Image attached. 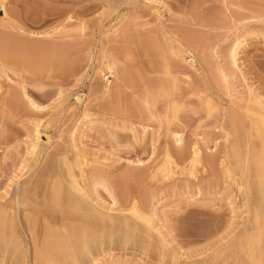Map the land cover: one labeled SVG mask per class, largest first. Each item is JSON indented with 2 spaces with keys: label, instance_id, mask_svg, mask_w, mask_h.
I'll return each instance as SVG.
<instances>
[{
  "label": "rangeland",
  "instance_id": "1",
  "mask_svg": "<svg viewBox=\"0 0 264 264\" xmlns=\"http://www.w3.org/2000/svg\"><path fill=\"white\" fill-rule=\"evenodd\" d=\"M125 1L127 3L123 0H4V15L0 0V224H10L11 221L6 228L5 224L4 227L0 225V264H47L54 257L56 260L61 257L56 262L53 259L56 264H65L66 261L76 264L73 262L76 255L80 256L78 262L81 264H92L91 257L95 259H91L95 262L93 264H251L247 254L253 252L248 249L253 238L249 243L247 239L251 235L248 233L256 227V216L263 214L257 220L264 223V205L260 203V210L258 203L263 200L258 198L257 186L264 178L263 181L262 177H259L261 180L256 179L257 172H260L256 167L259 164L257 161L256 176L253 172V161L259 158L262 161L264 157V135H259L256 122L252 125L256 118L264 116V0ZM86 6L89 9L95 7L89 11ZM83 10L85 12H80ZM67 15L74 21L66 26L68 21L64 18L67 19ZM194 22L197 23L195 26L192 25ZM60 25L66 28V33L71 29V35L61 32ZM20 26L26 32L17 30L16 27ZM6 31H9L10 37ZM27 31L40 32L37 34L49 31L45 34L51 37L54 33L55 36L52 40L42 36L45 38L43 42L41 37ZM13 32L19 34L13 35ZM12 35L15 37L12 38ZM16 36H19L18 39ZM6 37L9 40H5ZM153 37L158 41L157 48L154 47L156 40L153 41ZM63 44L66 49L63 47L65 50H60ZM19 45L27 46L26 49L30 45L33 49L37 47L35 51L41 53L40 57L31 48L27 50V55L33 51L35 56L30 55V59L33 61L37 57L34 62L38 58V62H42L48 57L51 59L46 62L52 65H46L44 61L45 68L41 62L37 66L39 68L42 64L43 69L32 68L31 60L28 62L29 57L25 56L26 49ZM235 46L237 63L234 65L229 53ZM11 48L13 52H19L17 61V53H8ZM40 48L44 49L38 51ZM51 49L56 52L51 53ZM57 50L60 51V58H65L62 62L57 61L58 64ZM43 52L47 55H42ZM21 55L25 62L27 59V66L22 65L24 60ZM63 61L64 65L60 66ZM167 85L168 89H173L172 94L168 93ZM15 98L18 104L14 103ZM28 98H32L39 108L32 107ZM174 107L177 112L171 110ZM234 122L242 124L236 126ZM232 126L235 129L242 126V129L234 132ZM179 136L182 152L176 143ZM195 142L197 147L194 150L191 146ZM260 151L263 153L256 158ZM248 152H254V158L251 156L254 160L250 157L245 160ZM193 158L197 160L192 162ZM75 160H80L82 166L73 165ZM250 164L251 169L248 167ZM57 170L59 173H56ZM66 171L71 174L70 178H66L69 177ZM44 174L49 176L44 177ZM45 178L51 181L48 183L46 180L48 186ZM72 179L75 183L72 182L71 187ZM53 180L57 184V180H62L61 186ZM243 180L244 183L248 180L246 188L242 185ZM62 184L67 190L63 188L64 191H59L70 192L72 198L84 197L85 193L87 203H94L93 209H97L103 217H99L98 213L95 216L94 212L92 219L83 220L79 208L64 197H57V193L53 195L57 197L56 201L63 198L67 208L62 200L59 201L61 206L54 204L53 196H50L53 201L49 198L44 200V196L49 195L46 194L48 191L54 192L62 188ZM17 185L20 190L23 189L22 193H29L27 198L31 195L29 201L35 197L33 199L37 200L38 208L35 201L27 202L37 209L38 216L36 209L30 207L35 212L28 211L29 205H26L28 208L14 206L12 198L15 199ZM35 186L43 189L39 192ZM248 186L251 193L247 194L250 196L245 193L246 189L249 191ZM48 187L53 188L52 191ZM81 189L83 194L79 191ZM44 190L47 192L42 193ZM252 191L253 195L256 191L258 196L251 195ZM41 194L46 195L42 197ZM40 195L42 198L38 199ZM254 198L257 202L253 201ZM20 199H23L22 195ZM45 202H50L53 208ZM5 205L7 209L11 207L12 214L8 217L13 221L9 219L6 222L8 217L5 215L10 212ZM72 205L78 209H71ZM248 205L258 206L256 209L249 206L252 209H248ZM65 208L75 212L72 211L71 216V210L66 211L67 214ZM132 209L138 211L135 214L139 219L142 217L141 220L136 219ZM254 210L260 214H253ZM22 218H28L27 222H23ZM80 221L84 226L86 223L93 225L85 226L84 231ZM99 223L105 225V228L102 226L103 231ZM121 223L129 224L125 226L127 230ZM130 223L135 226L133 233L130 232ZM258 223L262 225V222ZM112 225L114 227L111 228ZM244 228L251 230L245 233L250 236L243 235ZM5 229H11V234ZM80 230L84 234L90 230L89 236L85 234L84 238L94 234L95 239L99 238L96 241L100 242H95L94 237H90L94 242L86 239L90 240L87 242L90 250L81 247L83 255L81 251L76 253L75 249V246L82 245L80 241H84L80 239L83 236L79 234ZM98 230L112 237H103L102 240ZM12 233H16V238H12L16 241L8 245ZM52 233L62 239L56 240ZM252 233L255 236V232ZM6 234H10L7 235L9 238ZM65 236H70L71 243L67 238L70 246L65 245ZM74 237H79L77 241L80 243L75 240L78 245L73 244ZM49 238L55 239L51 246ZM261 238L256 241H261ZM262 239L260 245L257 246L260 242H256V246L251 244L254 248L250 246L256 251L259 247L258 253H264V235ZM58 240L63 241V244L60 243L62 249L70 247L67 251H72L74 247V259L70 256L73 263L67 260L70 252H64L68 255L64 256L60 251ZM54 241L59 247L55 248ZM43 243L44 247L41 246ZM52 247L56 253L58 249L61 256L53 253L55 250ZM8 248L13 249L11 253L14 251L13 262L7 259L13 256ZM40 248L44 251L46 248V251H38ZM85 251L91 252L85 254ZM38 252L46 253L41 255L43 259ZM47 255L49 261L44 260ZM259 256L261 259L264 254ZM261 260L263 262L264 258Z\"/></svg>",
  "mask_w": 264,
  "mask_h": 264
},
{
  "label": "bare ground",
  "instance_id": "2",
  "mask_svg": "<svg viewBox=\"0 0 264 264\" xmlns=\"http://www.w3.org/2000/svg\"><path fill=\"white\" fill-rule=\"evenodd\" d=\"M3 1H4V0H2V2H1V7H2L1 10L3 11V14L6 15ZM46 1H49V0H46ZM110 1H111V0H108V2H110ZM121 1H122V0H121ZM179 1H181V0H179ZM183 1H184V0H183ZM123 2H126V1L123 0ZM123 2H122V3H123ZM177 2H178V1H177ZM96 3H98V2H96ZM96 3H95V5H96ZM126 3H127V2H126ZM91 5H92V4H91ZM43 6H45V5H43ZM195 6H196V4H195ZM86 7L88 8V6H86ZM86 7H85V8H86ZM89 7H90V6H89ZM92 7H93V6H91L90 9L88 8L89 11L91 10ZM94 7H95V6H94ZM94 7H93V8H94ZM42 8H45V7H42ZM85 8H83V9H85ZM194 9H195V7H194ZM64 10H66V9H64ZM86 10H87V9H86ZM62 12H63V11H61L60 13H62ZM80 12H85V10L80 11ZM86 12H87V11H86ZM63 14H65V13H63ZM59 15H60V14H59ZM61 16H62V15H61ZM66 18H67V19L64 18V20H67V21H68V22H67V21L64 22V23L67 22L66 26H67L68 24H70V21H72V20L74 21V18L72 19V17H71L70 15H69V16L67 15ZM64 20H63V21H64ZM63 21H62V22H63ZM73 21H72V22H73ZM193 21H196V20H193ZM191 23H192V22H191ZM61 24H62V23H61ZM194 24H197V23L194 22L192 25H194ZM63 25H64V24H63ZM70 25H71V24H70ZM15 26H16V25H15ZM60 26H61V25H60ZM64 26H65V25H64ZM194 26H195V25H194ZM16 28H17V30H19V31H21V30L23 31V30H24V29H21V28H23L22 26H20V27H16ZM18 28H19V29H18ZM61 28L63 29L62 31L60 30ZM12 29H15V28L12 27ZM55 29H56V28H55ZM55 29H54L53 32L56 31ZM60 29H59V31L66 33L65 30H64V29H66V28H64V27L61 26ZM15 30H16V29H15ZM17 30H16V31H17ZM52 30H53V29H52ZM52 30H50L51 33H52ZM16 31H15V32H16ZM19 31H18V32H19ZM24 31L26 32V30H24ZM69 31H70V33L72 32L71 29H70ZM69 31H67L68 33H66L65 35L68 36V35L70 34ZM6 32H8L7 35L9 36V31H6ZM6 32H5V34H6ZM15 32H13V35H18V34L20 33V32H19L18 34H17V33L14 34ZM25 32H24V33H25ZM27 32H28V31H27ZM48 32H49V31H47V32H43V33H41V34H37V33H40V32H37V33H36V32H28V33H30L31 35H35V37H36V35H37V37H41V40L43 41V39H45L46 37H50V34H48L49 36L45 34V33H48ZM22 33H23V32H22ZM24 33H23V34H24ZM32 33H35V34H32ZM11 34H12V32H11ZM44 34H45L46 36H45ZM53 34H54V33H53ZM53 34H52V36H55V35H53ZM56 34H57V32H56ZM13 35H12V38L15 37V36H13ZM20 35H21V34H20ZM70 35H71V34H70ZM70 35H69V36H70ZM72 35H73V34H72ZM5 36H6V35H5ZM10 36H11V35H10ZM10 36H9V37H10ZM42 36H44L45 38H42ZM52 36L50 37L51 40H52ZM16 37H17L16 39H18L19 36H16ZM50 38H49V39H50ZM153 38H154V37H153ZM153 38H150V39L152 40ZM6 39L9 40L7 37L5 38V40H6ZM46 39H47V38H46ZM49 39H48V41H49ZM154 40H156V39L154 38L153 41H154ZM10 41H12V40H10ZM15 41H16V40H15ZM36 41H37V40H36ZM46 41H47V40H46ZM156 41H157V40H156ZM156 41H154V42H155L154 47L156 46V48H157L158 45H156V43L158 44V41H157V42H156ZM13 42H14V40H13ZM13 42H10V43L13 45ZM17 42H18V41H17ZM28 42H29V41H28ZM43 42H44V41H43ZM43 42L41 43V46L43 45ZM49 42H50V41H49ZM49 42H48V43H49ZM52 42H53V41H52ZM7 43H9V41H8ZM7 43H6V44H7ZM30 43H31V41L29 42V44H30ZM32 43L34 44V42H32ZM32 43H31V44H32ZM35 43H36V42H35ZM18 44H19V42H18ZM18 44H17V48H18ZM45 44H46V43H45ZM152 44H154V43H152ZM8 45L11 46L10 44H8ZM15 45H16V44H15ZM56 45H57V44H56ZM13 46H14V45H13ZM19 46H20V48H22V49H24V48L26 49V47H27V46L25 47V45H24V46L22 45V47H21V45H19ZM38 46H39V45H38ZM58 46H60V45H58ZM53 47H54V46H53ZM53 47H52V49H55V50H56V48H53ZM63 47H64V44H63L62 47H59L60 50H61V48H62L63 50L66 49V47H64L65 49H64ZM27 48H28V47H27ZM31 48L33 49V47L30 45V46H29V49H31ZM35 48H36V49H35ZM44 48H45V46H44ZM44 48H40V49H38V51H39V50L42 51ZM48 48H49V47H48ZM50 48H51V47H50ZM29 49H26V50H25V51H26V53H25L26 55L24 54L25 56H28V55H27V50H29ZM52 49H51V51H52L51 53L56 52V51L53 52ZM67 49H68V48H67ZM7 50H8V49H7ZM9 50H10V49H9ZM11 50H12V48H11ZM11 50L8 51V53H9V52L12 53V52L15 50V47H14V50H12V51H11ZM35 50L37 51V47H34L33 51H35ZM58 50H59V49H58ZM58 50H57V52H58ZM236 50H237V46H235L234 48H232L231 52L229 53V54H230V58H231V60H232V62H233L232 64H234V65L237 63V62H236ZM5 51H6V50H5ZM15 51H16V50H15ZM19 51H20V49H19ZM25 51H24V52H25ZM33 51H31L30 55L33 54ZM36 51H35V52H36ZM45 51H46V48H45ZM45 51H44V52H45ZM20 52H21V51H20ZM44 52L42 53V55H43V54H44V55H47V54H45ZM47 52H49L48 49H47ZM47 52H46V53H47ZM62 52H63V51H61V54H63ZM13 53H14V55L17 53L15 56L18 57V58H15V60H16V59H19V56H20V55H19V52H16V53L13 52ZM22 53H23V52H21L20 54H22ZM36 53H37V52H36ZM36 53H35V54H36ZM38 53H39V52H38ZM38 53L36 54L37 56H38ZM58 53H59V54H57V56L59 55V58L56 57V55H52V56H55L56 58H58V59L56 60V62H57V61L59 62V61H61V60H65V58H63V59L60 58V51H59ZM55 54H56V53H55ZM11 55L13 56V54H10V56H11ZM22 55H23V54H22ZM22 55H21V56H22ZM30 55H29V56H30ZM40 55H41V53H39V57H40ZM29 56H28V57H29ZM32 56H35V55L33 54ZM50 56H51V54H50ZM50 56H49V57H50ZM30 57H31V56H30ZM30 57H29V58L26 57V58L28 59V62L32 59V58L30 59ZM61 57H63V56H61ZM13 58H14V56H13ZM20 58H21V57H20ZM22 58H23V56H22ZM47 58H48V57H47ZM47 58H46V59H47ZM27 59H26V62H27ZM34 59L36 60L37 57L34 58ZM34 59H33V61L31 60L32 62L30 61L29 63H31L30 65H33L32 68L35 67V69H37L38 66H39L38 64L41 62V60H40V62H38V60L40 59V58H38V60H37L38 63H37V62H34ZM41 59H42V58H41ZM46 59H45V60L42 59V62L45 61L46 65H47V64H49V62H46V61H49V59H51V58H49V59H47V60H46ZM52 59H53V58H52ZM59 59H60V60H59ZM23 60H24V58H23ZM23 60H21V61H23ZM16 61H17V60H16ZM19 61H20V60H19ZM51 61H52V60H51ZM51 61H50V62H51ZM26 62H25V60H24L23 63H24L25 65H24V64H22V65H23V66H27V65H26ZM42 62H41V63H42ZM54 62H55V61H53V63H54ZM56 62H55V63H56ZM58 62H57L56 64H58ZM61 62H62V61H61ZM17 63H18V62H17ZM20 63H21V62H19V64H20ZM34 63H37L36 66H37V65H38V66H37V67L34 66V65H35ZM64 63H65V62L63 61V64L60 63L59 65H60V66H61V65L63 66ZM27 64H28V63H27ZM42 64H43V63H42ZM42 64H40V67H39L38 69H43V68H45L46 65H44V64H43L44 67L42 66L43 68H41V65H42ZM28 65H29V64H28ZM30 65H29V66H30ZM49 65H52V64H49ZM49 65H48V66H49ZM53 65H54V69H56L55 64H53ZM20 66H21V64H20ZM48 66H47V67H48ZM60 66H59V67H60ZM57 68H58V66H57ZM38 69H37V70H38ZM51 69H53V68L51 67ZM58 69H59V68H58ZM166 70H168L167 67H166ZM168 86H169V85H167L166 88H167ZM170 86L173 87L172 85H170ZM166 88H164L165 93L168 92V91H166L168 88H167V89H166ZM168 90H170L168 93H170V92H171V94L173 93V91H171V90H173L172 88L170 89V87H169ZM23 93H25V92H23ZM168 93H167V94H168ZM171 94H170L169 96H171ZM25 95H26V93H25ZM25 95H24V96H25ZM26 97H27V96H26ZM16 99H17V98H15L14 100H16ZM30 99H31V100H30ZM30 99L28 98V100L31 102V103L29 102V104H32V107H37V108H39V105H37L35 102H33V101H32V100H33L32 98H30ZM16 102H17V103H16ZM14 103H15V104H18V101L16 100V101H14ZM207 105H208V104H207ZM207 107H208V106H207ZM208 108L210 109V105H209ZM211 108H212V107H211ZM171 110H175V107H174V109L171 108ZM211 110H212V109H211ZM211 110H210V111H211ZM175 112H177V110H175ZM175 112H174V113H175ZM172 113H173V112H172ZM174 113H173V114H174ZM261 117H262V119H259V118H261ZM259 118H258V119H257V118L255 119V120H257V121H252L253 124H252V123H251V124L254 126V122H256L257 125L255 124V125H256L255 127H256V129H258V132L260 133V134H259V133H258V134H259L260 136H263V135H264V134H263V133H264V132H263V130H264V116L260 115ZM233 119H234V118H233ZM237 120H238V119H237ZM234 121H235V119H234ZM239 121H240V120H239ZM239 121H238V122H239ZM241 122H242V121H241ZM241 122H240V124H242ZM234 123H235V125L237 126L238 123H237V124H236V122H234ZM232 124H233V120H232ZM240 124H238V125H240ZM235 125H234V127L236 128ZM232 127H233V126H232ZM234 127H233L234 132H235L236 130H238V129H239L238 131H240V130L242 129V128H240V127H242V126H238V129H235ZM257 127H258V128H257ZM238 131H237V132H238ZM237 132H236V134H237ZM262 132H263V133H262ZM176 134H177V133H176ZM238 134H240V133L238 132ZM261 134H262V135H261ZM180 136H181V135H180ZM180 136H179V138L176 140V143L179 145V146H178L179 151L182 152V150H181V148H182V146H181V145H182V140L180 139ZM263 137H264V136H263ZM38 138H39V137H38V133H37V140H38ZM180 146H181V147H180ZM191 147H193L192 149L195 150L196 147H197V143H196V142L193 143V146H191ZM263 149H264V148H263ZM237 152H238V155H239V152H240V151H237ZM248 153H249V154L247 155V157H246V155L244 156V157L246 158L245 160H248L249 157H250L249 159L254 160V159H253L254 156H255V155H253L254 152H252V153H251V152H248ZM250 153H251V154H250ZM262 153H263V152L260 151L259 154H257L258 156L256 155V158H257V157L259 158V157H260L259 155H261ZM240 154H241V152H240ZM245 154H247V153H245ZM255 154H256V152H255ZM238 155H237V156H238ZM243 155H244V154H243ZM262 155L264 156V153H263ZM251 156H253V158H252ZM263 156H262V157H263ZM239 157H242V154H241V156H239ZM262 157H261V159H262ZM259 159H260V158H259ZM259 159H257V160L255 159V161H253V162H255V164H253V165H254V166H253V167H254V171H253V172H255V176H256V171H257V170H255V169H256V168H255V165H256V161H257V163H259V164H258L256 167H258V168L260 169V170H258V171H260V172L262 173V175H260V174H261L260 172H257L259 175L256 176V179H260L259 177H262V178H261L262 180H261V179H260V180L263 181V178H264V176H263V175H264V161H263V159H264V157H263L262 161H260ZM64 160H65V159H64V157H63V158H62V162H63ZM196 160H197V159L193 158V159H192V162H195ZM258 160H259V162H258ZM59 161H60V160H59ZM59 161H58V163H59V165H60V162H59ZM62 162H61V163H62ZM79 162H81V161L79 160V161L76 162V160H75L74 163H73V165L76 164V165L78 166ZM247 162H248V161H247ZM250 162H251V160H250ZM250 162H249V163H250ZM253 162H252V163H253ZM260 162H263V163H260ZM63 163H64V162H63ZM249 163H248V164H249ZM65 164H66V163H65ZM62 165H63V164H62ZM68 165L71 166L70 164H68ZM79 165L82 166V163L79 164ZM55 166H56V165H55ZM69 166H68V167H69ZM80 166H79V167H80ZM250 166H252V165H251V164L248 165L249 169H251ZM253 167H252V169H253ZM64 168H65V167H64ZM66 168H67V166H66ZM71 168H72V167H71ZM76 168H78V167H76ZM258 168H257V169H258ZM48 169H49V168H48ZM68 169H69V168H68ZM68 169H67V171H68ZM72 169H73V168H72ZM74 169H75V166H74ZM74 169H73V170H74ZM49 170H51V169H49ZM54 170H55V168H54ZM62 170H63V169H62ZM65 170H66V169H65ZM81 170H82L81 172H80V170H79L80 174L83 172L82 167H81ZM47 171H48V170H45L44 172H47ZM67 171H66V172H67ZM70 171H72V170H70ZM48 172H52V173H53V171H48ZM48 172H47V173H48ZM38 173H39V172H38ZM56 173H59L58 170H57ZM63 173H64V172H63ZM71 173H72V172H71ZM65 174L69 175L68 172L65 173ZM65 174H64V175H65ZM72 174H73V173H72ZM33 175H35V174H33ZM36 175H37V173H36ZM40 175H41V173L39 174V176H40ZM45 175H46V174H44V177L49 176V175H46V176H45ZM54 175H55V173H54ZM54 175H53V177H54ZM64 175H63V176H64ZM67 175H65V176H67ZM70 175H71V174H70ZM70 175H69V177H66V178H70ZM81 175H82V174H81ZM50 176L52 177V174H50ZM55 176H56V175H55ZM57 176H58V174H57ZM60 176H61V175H60ZM60 176H59V177H60ZM63 176H62V179L64 178ZM32 177H33V176H32ZM37 177H38V176H37ZM41 177H43V176H41ZM53 177H52V178H53ZM257 177H258V178H257ZM35 178H36V177H34V179H35ZM39 178H40V177H39ZM39 178H38V179H39ZM47 178H49V177H47ZM52 178H51L50 180H52ZM57 178H58V177H57ZM71 178H72V177H71ZM32 179H33V178H32ZM38 179H37L36 181H38ZM39 180H40V179H39ZM43 180H44V178H43ZM46 180H47V179L45 178V182H46ZM54 180L56 181V179H54ZM54 180H53V182H54L56 185H59V184H60V186H61V182H62V180H61V182H59V180H57V182H58L59 184H57ZM65 180H66V179L64 178V182H65ZM72 180H73V179H72ZM72 180H71V183H72V182L75 183V181H74V180L72 181ZM260 180H259V181L256 180V181L260 183V182H261ZM32 181H33V180H31V182H32ZM34 181H35V180H34ZM47 181H48V183H51V181H49V180H47ZM40 182L42 183V180H41ZM68 182H70V180H69ZM242 182L244 183V180H243ZM257 182H255L254 184H257ZM263 182H264V181H263ZM263 182H261L260 185L257 184V186H259V187H258V188H259V193H258L259 196H258L257 193H256L257 189H256V191H255V193H254L255 195H253V191L255 190V189H254L255 187L252 189L253 191H252V194H251V195H253L254 197L257 195L258 198L260 197L259 200L261 199V200H263V201L260 200L261 202H259L258 204H260V203L263 202L262 204L264 205V183H263ZM36 183H37V182H36ZM36 183H35V184H36ZM48 183H47V182L45 183V184H47L46 186H48ZM73 183H72L71 187L73 186ZM243 183H242V185H243V187H244L245 183H248V180H247L244 184H243ZM33 184H34V183H33ZM39 184H40V183H39ZM43 184H44V183H43ZM64 184H65V183H64ZM64 184H62L63 187H62V188H58V190L54 188V189H55V190H54L55 193H54V192L48 193L49 191L47 192L48 188L51 189L50 191H52L53 188H50V187H52V186H50V187L47 188V190H46L47 193L45 192V190L42 191V193L45 192L46 194H49V195L46 196V198H45V196H44V200H45V199L47 200V199L49 198V201H53V200H52V197H50V196H53L54 194L57 193V197H58V196L64 197V199L67 200L69 203L71 202V203H73V205L75 204V205L79 208L80 213H82L81 216H82L83 220H85V221H86V220H89V218L93 217V216H94V215H93L94 212H95V213H94L95 216H97L98 214H100L99 212H97L98 210L96 209V207H95L96 211L93 209V205L95 206L94 203H93V205H92V204L89 205L90 203H87L86 199L84 198V197L86 196L85 193H84V197H75V196H77V195L75 194V193H76V189H77V187H76L75 190L73 189L75 193H74V192H71L72 195L75 194V196H74L75 198H72L73 196L71 197V195H69L70 192L66 193L67 191H65V192L62 193L61 191H59V189L63 190V188H65L64 190H67L66 187H64ZM68 184H70V183H67V185H68ZM249 184H250V182H249ZM249 184H248V185H249ZM254 184H253L252 186H256V185H254ZM36 185L38 186V183H37ZM40 185H41V184H40ZM49 185H50V184H49ZM51 185H52V184H51ZM56 185L53 184L54 187H55ZM67 185H66V186H67ZM74 185H75V184H74ZM18 186H19V185L15 186V192H14V193H16V194H15V197L13 196L15 199L12 198V203L15 204L14 206H16V204H17V207H19L18 205H21V207H22V206L26 207V205H27V206H28L29 204L31 205L32 203H28V202H31V201L33 200V202L35 201V203H34V204H35V207L38 208V206H36V205H37V203H36L37 200H34V199H33V198H35V197H33L31 201H29L31 195H30V197L27 198V195H29V193H28L27 191H26V193H28V194H26L25 192L22 193V190H23V189L20 190L21 188L18 187ZM31 186H32V185H31ZM33 186H34V185H33ZM33 186H32V187H33ZM46 186L44 185V189H45ZM68 186H70V185H68ZM246 186H247V184L245 185V188H246ZM250 186H251V185H250ZM29 187H30V185H29ZM41 187H43V186H41ZM58 187H59V186H58ZM248 187H249V186H248ZM248 187H247V188H248ZM19 188H20V189H19ZM36 188H37L38 191H39V189H41V188L38 189V187L35 186V189H36ZM67 188H68V187H67ZM73 188H74V187H73ZM245 188H244V189H245ZM29 189H30V188H29ZM31 189H33V188H31ZM31 189H30V190H31ZM35 189H34V190H35ZM42 189H43V188H42ZM42 189H41V190H42ZM70 189H71V188H70ZM70 189H69V190H70ZM25 190H26V188H24V191H25ZM27 190H28V187H27ZM30 190H29V192H30ZM56 190H57V192H56ZM64 190H63V191H64ZM246 190H247V189H246ZM246 190H245L246 196H247V195L250 196V194H247L248 192L251 193V192H250V191H251V190H250V187H249V191H248V190L246 191ZM35 191H36V190H35ZM71 191H72V190H71ZM79 191H80V193H82V189L79 190ZM79 191H78V192H79ZM39 192H40V191H39ZM257 192H258V191H257ZM32 193L35 194V193H37V192H32ZM80 193H79V194H80ZM46 194H43V195H46ZM82 194H83V193H82ZM21 195H22V198H23V199H20ZM38 195H39V194H38ZM38 195H37V196H38ZM41 195H42V194H41ZM41 195L38 197V199H40ZM43 195H42V197H43ZM37 196H36V199H37ZM79 196H82V195L80 194ZM42 197H41V198H42ZM53 197H54V196H53ZM57 197H56V198H57ZM26 198H27V199H26ZM56 198L54 197V202H53V203H54V204H58L57 206L59 207V206H61V204H59V203L61 202V200H62V202H63L64 199L61 198V199H59L60 202H59V201L57 202V201H56ZM86 198H87V197H86ZM250 198H251V197H250ZM250 198H249V199H250ZM50 199H51V200H50ZM87 199H88V198H87ZM252 199H253V198H252ZM255 199H256V198H254L253 201H256ZM16 200H17V202H16ZM27 200H28V202H27ZM44 200H43V202H44ZM65 200H64V201H65ZM134 200H135V199H134ZM247 200H248V197H247ZM257 200H258V199H257ZM9 201H10V200H9ZM41 201H42V199H41ZM55 201H56V203H55ZM249 201L251 202L252 200H249ZM39 202H40V201H39ZM47 202H48V201H47ZM89 202H91V201H89ZM256 202H257V201H256ZM256 202H254V203H256ZM40 203H41V202H40ZM49 203H50V202H49ZM49 203H46V202H45V204H47L48 207L50 206ZM51 203H52V202H51ZM69 203H68V204H69ZM91 203H92V202H91ZM7 204H8V203H7ZM10 204H11V203H10ZM10 204H9V205H10ZM65 204H67V202H65ZM134 204H135V203H134ZM247 204H248V203H247ZM250 204H251V203H250ZM252 204H253V203H252ZM256 204H257V203H256ZM30 205H29V209H28V211L30 210V207H31ZM63 205H64V202H63ZM73 205H72L71 209H74L73 207H75V206H73ZM263 205H262V206H263ZM39 206H41V204H40ZM45 206H46V205H45ZM70 206H71V204H70L68 207H70ZM91 206H92V207H91ZM249 206H250V207L253 206L254 209H256V207H257L258 205H257L256 207H255L254 205H252V206H251V205H248L247 208H248ZM5 207H6V205H5ZM7 207H8V206H7ZM7 207H6V209H7ZM24 207H22V208H24ZM50 207H51V206H50ZM64 207H66V206L64 205ZM77 207H75V208L78 209ZM250 207H249L248 209H252V208H253V207H252V208H250ZM263 207H264V206H263ZM9 208H11V207H9ZM9 208H8L7 210H9ZM26 208H28V207H26ZM31 208H34V206L31 207ZM36 208H34V209H36ZM40 208H41V207H40ZM43 208H45V207L43 206ZM51 208H53V207H51ZM66 208H67V207H66ZM66 208H65V210H64L65 212H66V211L69 212V211L71 210V209H70V210H66ZM258 208H259V207H258ZM6 209H5V210H6ZM46 209H47V207H46ZM133 209H134V208H133ZM133 209H132V210H133ZM136 209L139 211L138 208H136ZM261 209H262V207H261V204H260V210H261ZM263 209H264V208H263ZM3 210H4V209H3ZM3 210H2V212H3ZM10 210H11V209H10ZM10 210H9V212H10ZM15 210H16V209H15ZM51 210H52V209H51ZM74 210H75V209H74ZM74 210H71V213H69V215H71V214H72V211H74ZM81 210H82V211H81ZM137 210H136V211H137ZM257 210H259V209H257ZM257 210H256V211L254 210L253 214H255V212H256L257 215L260 214V213H258ZM260 210H259V211H260ZM0 211H1V210H0ZM24 211L27 212V209H24ZM24 211H22V213H23ZM32 211H34V210H32ZM32 211L30 210L29 212H32ZM43 211H46V210L43 209ZM47 211H48V210H47ZM60 211H61V209H60ZM60 211H59V212H60ZM75 211H76V210H75ZM75 211H74V212H75ZM83 211H85L86 213H84ZM133 211H134V210H133ZM136 211H134V212H132V213L135 214ZM138 211H137V212H138ZM262 211H263V210H262ZM6 212L8 213V211H6ZM11 212H12V211H11ZM11 212H10L9 214L6 213L7 215H5L4 212H3V214H4L6 217H8L10 214H12ZM14 212H15V211H14ZM34 212H35V211H34ZM51 212L53 213V211H51ZM65 212H64V213H65ZM67 212H66V213H67ZM77 212H78V211H77ZM260 212H261V211H260ZM0 213H1V212H0ZM36 213H37V209H36ZM46 213H47V212H46ZM52 213H51V214H52ZM64 213H63V215H64ZM80 213H79V214H80ZM83 213H84V214H83ZM96 213H98V214H96ZM139 213H141V212H139ZM139 213H137V214H139ZM261 213H262V212H261ZM263 213H264V212H263ZM16 214H17V212H16ZM23 214L25 215V213H23ZM40 214H41V213H39V215H40ZM42 214H43V212H42ZM42 214H41L40 216H42ZM48 214H49V211H48ZM67 214H68V213H67ZM73 214H74V213H73ZM79 214H77V215H79ZM0 215H2V213H1ZM4 215L2 216V218H3V219H2V222H3V220H4ZM36 215L38 216V213H37ZM43 215L45 216L46 214H43ZM141 215L143 216V220H144V219L146 220V217L143 215V213H141ZM141 215H139V217H141ZM262 215H263V214H260L261 217H262ZM21 216H22V214H21ZM26 216H27V214H26ZM47 216H48V215H47ZM49 216H50V214H49ZM49 216H48V217H49ZM52 216H53V215H52ZM65 216H67V217H71L72 215H71V216L65 215ZM65 216H64V218H66ZM73 216H74V215H73ZM81 216H80V217H81ZM135 216H136V214H135ZM254 216H255V215H253V217H254ZM260 216H259V215L256 216V217H255L256 219L254 220V222L256 221L254 227H255V226H256V227L253 229L252 232H255V236H252V235L254 234V233L251 232V230H252V226L250 227L251 230L248 228L250 231H249L247 228H244V229H243V233H244L243 235H245L246 237H247L248 234L251 235V237H249V239H247V240H249V243L252 242V243H253V246H256V245H254V243H256L260 237L263 238V235H264V234H263V232H264V227H263L264 223H263V221H261V220H257L258 217H260ZM0 217H1V216H0ZM9 217H11V216H9ZM9 217H8L7 219H5L6 222H7V220L10 219ZM22 217H23V216H22ZM75 217H76V213H75ZM80 217L78 216V218H80ZM99 217H101V214L99 215ZM102 217H103V216H102ZM102 217H101V218H102ZM137 217H138V215L136 216V219H137V220H141V219H142V217H141L140 219L137 218ZM144 217H145V218H144ZM263 217H264V216H263ZM13 218H15V217H14V214H13ZM96 218H97V217H96ZM96 218H95V220H97V222H99L98 219H96ZM11 219H12V218H11ZM11 219H10V220H11ZM22 219H23V222H25L28 218H26V220H25L24 218H22ZM66 219H67V218H66ZM71 219H72V217H71ZM74 219H75V218H74ZM76 219H77V217H76ZM91 219H92V218H91ZM91 219H90V221H91ZM104 219H106V218H104ZM261 219H262V218H261ZM263 219H264V218H263ZM263 219H262V220H263ZM10 220H9V221H10ZM13 220H14V219H12V221H13ZM20 220H21V219H20ZM81 220H82V219H81ZM106 220H108V222H111L109 219H106ZM106 220H105V221H106ZM0 221H1V218H0ZM18 221H19V219H18ZM28 221H29V220H28ZM92 221L94 222V220H92ZM101 221H102V220H101ZM101 221H100V222H101ZM2 222H1V223H2ZM4 222H5V221H4ZM26 222H27V221H26ZM80 222H81V225H83V224H82L83 221H80ZM87 222H88V221H87ZM97 222L95 221V223H97ZM106 222H107V221H106ZM108 222H107V223H108ZM258 222H262V225H260L261 223L259 224ZM19 223H20V222H19ZM89 223L91 224V222H89ZM103 223H104V221H103ZM103 223H99V224L101 225V227H100L99 225H97V227H98V228L100 227L101 230L103 229L102 226L105 228V225H104ZM107 223H106V224H107ZM111 223H112V222H111ZM117 223H118V222H117ZM124 223H126V222H124ZM124 223H121V224H124ZM251 223H252V220H251ZM3 224H5V223H3ZM3 224H0L1 227H2V226L4 227ZM6 224H8V225L10 226L11 221H10V224H9L8 222H7ZM6 224H5V228H6V226H7ZM25 224H26V223H25ZM27 224H28V223H27ZM84 224H85V223H84ZM87 224H88V223L85 224V226H87V228H88L89 226H92V225H93V224H92V225H89V226H88ZM127 224H128V223H127ZM130 224H131V223H130ZM17 225H18V222H17ZM19 225H20V224H19ZM23 225H24V224H23ZM115 225H116V224H114V226H115ZM128 225H129V224H128ZM128 225H125V224H124V226H123V225H121V226H122L123 228H125V226L128 227ZM131 225H132V224H131ZM245 225H246V224H245ZM248 225H249V223H248ZM248 225H246V227H248ZM250 225H251V224H250ZM252 225H253V224H252ZM9 226H8V227H9ZM24 226H25V225H24ZM24 226H23V227H24ZM28 226H29V225H28ZM85 226L83 225V227H85ZM94 226H95V225H94ZM114 226L112 225V226H110V227L112 228V227H114ZM116 226H117V225H116ZM118 226H120V222H119V225H118ZM132 226H133V227H132ZM132 226H129V228H131L130 232L132 231L131 233H133V229H132V228L135 227L134 225H132ZM8 227H7V228H8ZM11 227L14 228L13 224H12ZM23 227H22V228H23ZM95 227H96V226H95ZM106 227H109V226L106 225ZM122 227H120V228H122ZM26 228H28V227H26ZM26 228H25V230H26ZM29 228L31 229L30 226H29ZM29 228H28V229H29ZM111 228H109V231H110ZM129 228H128V230H129ZM2 229H3V228H2ZM15 229H16V227H15ZM30 229H29V230H30ZM80 229H83V228H80ZM114 229H115V228H114ZM114 229H113V231H114ZM117 229H118V227H117ZM117 229H115V230H117ZM125 229L127 230V228H125ZM5 230L7 231L8 229H5ZM10 230H11V229H10ZM10 230H8V231H9L8 233L11 234ZM18 230H19V229H18ZM20 230H21V228H20ZM29 230H28V231H29ZM85 230H86V227H85L84 231H85ZM107 230H108V229H107ZM2 231H3V230H2ZM13 231H14V229H13ZM21 231H22V230H21ZM30 231H31V230H30ZM84 231H83V232H84ZM102 231H103V230H102ZM104 231H105V230H104ZM111 231H112V230H111ZM111 231H110V232H111ZM134 231H135V229H134ZM246 231H247V232H251V233H248V234L246 235V234H245ZM88 232L91 233L90 230H89ZM88 232H87V234H86V232H85V234H86L87 236H89V235H88V234H89ZM98 232H99V230H98ZM98 232H97V233H98ZM107 232H108V231H107ZM110 232H109V233H110ZM5 233H7V232H5ZM17 233H18V232H17ZM94 233H95V232H94ZM99 233H100V232H99ZM101 233H102V232H101ZM101 233L99 234V235H100L99 237H100L101 239H102L103 237H104V238H109V237H110V236H108V237L106 236L108 233H107L106 235H103V234H105L106 232H104L103 234H101ZM112 233H113V232H112ZM128 233H129V232H128ZM131 233H129V235H130ZM10 234H6V236H7V235H10ZM15 234H16V233H15ZM15 234L13 235V233H12V237H11V235H10L9 237L12 239L13 237H15ZM49 234H50V233H49ZM52 234H54V233H52ZM79 234H81V235L83 234V236H81L82 238H81L79 235H77V236H79L81 240L84 239V241H80V240H79L81 243L78 242L77 239H78L79 237H78V238H75V237H74L75 239H73V241H74L73 244H75V245H78L77 243L82 244L80 247H79V246H75V249H76V251H77L76 253H78V254H79L80 251H81V247H82L83 250H90V246H89V244L87 243V242H89L90 240H91V242L93 241L90 237H94V241L100 243L99 241H96V240H99V238H98V239H95V238H97V237H95L96 235L94 236V234H93V236H90L89 238L87 237L86 239H90V240H87V241H86V239L84 238L85 234L82 233L81 230L79 231ZM95 234H96V233H95ZM110 234H111V233H110ZM262 234H263V235H262ZM90 235H91V234H90ZM97 235H98V234H97ZM101 235H102V236H101ZM129 235L127 234V237H128ZM250 235H248V236H250ZM261 235H262V236H261ZM6 236H5V237H6ZM47 236L51 237V236H53V235L50 236V235L47 234ZM54 236H55V239H56V238H57V237H56L57 234H54ZM58 236H59V234H58ZM60 236H61V235H60ZM63 236H64V235H63ZM105 236H106V237H105ZM131 236H134V235L131 234ZM9 237L7 236L6 238H9ZM32 237H33V236H32ZM69 237H70V236H68L67 238H68L69 243H71L72 241L69 240ZM72 237H73V236H71V239H72ZM111 237H112V235H111ZM111 237H110V238H111ZM246 237H245V238H246ZM15 238H16V237H15ZM15 238H14V239H15ZM33 238H34V237H33ZM47 238H48V237H47ZM59 238H61V237H59ZM59 238H57V239H59ZM63 238H64V237H63ZM65 238H66V236H65ZM67 238L65 239V240H66L65 245L67 244V245L70 246V244L67 242ZM243 238H244V237H243ZM251 238H253V240H251ZM262 238H261V241L263 240ZM50 239H51V238H49V240H50ZM55 239L52 238V239L50 240L51 243H49L48 240H46V242L48 241L47 243H49V244H50L49 246H51V245H53L52 240H55ZM57 239H56V240H57ZM61 239H62V238H61ZM125 239H126V238H125ZM129 239H130V237L128 238V240H129ZM254 239H255V241H254ZM6 240H9V239H6ZM65 240L63 239L64 242H65ZM75 240H76L77 243L75 242ZM102 240H103V239H102ZM243 240H245V239H243ZM247 240H246V241H243V242H247ZM250 240H251V242H250ZM256 240H257V241H256ZM12 241L15 242L16 239H15V240L12 239L11 241H8V245H10L9 242H12ZM58 241H60V240H58ZM63 241H60L59 244H60V243L63 244ZM70 241H71V242H70ZM94 241H93V242H94ZM100 241H101V240H100ZM261 241L259 240L260 243L257 242V243H259V244L256 243L257 246L261 244ZM13 242H12V243H13ZM54 242H55V244H56L55 248L59 247V244L57 245V242H56V241H54ZM91 242H90V245H91V247H92V244H93V243H91ZM243 242H242V244L245 245V243H243ZM47 243H46V244H47ZM252 243H251V244H252ZM62 244H60L59 249H60V251H62V253L64 254V252H66L67 249L70 248V247L67 246L68 248H66V249L64 248V249H65V251H64V249L61 248V247H62ZM87 244H88V246H87ZM251 244L249 245V244L247 243V246H246V247H248V245H249L248 249H251V251H253V252H248L249 250L245 247V249L248 250L247 252L249 253V254H247V255H248L247 258H250V260H249V259H248V260L251 261V264H263L264 261L262 262L261 259H263L264 257L262 256L261 259H260V256H259V255H261V254L263 255L264 253H260V252L258 253L259 247H257L258 250L256 251V248L253 249L254 247H253ZM47 245H48V244H47ZM41 246L44 247V246H45L44 243H43ZM250 246H252L253 248H251ZM63 247H65V246H63ZM71 247H73V246H71ZM76 247H77V248H80V250H78ZM10 248H12V247H10ZM10 248H8V249H10ZM46 248L49 250V248H48L47 246H46ZM46 248H45V251H46ZM51 249H53V251L55 250L54 247H52ZM71 249H72V248H71ZM75 249H74V247H73V250H72V251H74ZM91 249H92V248H91ZM243 249H244V248H243ZM11 250H13V249H10L9 251H8V250H7V251L11 253ZM41 250L44 251L43 248H40V250H38V251H41ZM69 250H70V249H69ZM83 250H82V251H83ZM45 251H44V252H45ZM53 251H52V252H53ZM58 251H59V250L57 249V253L60 254V256H61L62 253H59L60 251H59V252H58ZM72 251H71V250H70V251H67V252H68L67 254H69V252H70V254H71V255L69 254V258L66 257L67 260L70 259V256H72ZM82 251H81V253H82ZM91 251H92V250H91ZM91 251H88L89 254H90ZM255 251H256L259 255H258ZM259 251H260V250H259ZM52 252L50 251V253H52ZM74 252H75V251H74ZM74 252H73V253H74ZM86 252H87V251H85V254H86ZM88 252H87V254H88ZM13 253H14V251H13ZM13 253H11V254H13ZM41 253H42V252H41ZM41 253L39 254V252H38V254L40 255V258L43 259V258H42L43 256H41V255L46 254V253H43V254H41ZM50 253H48L49 256H51ZM53 253H56V250H55V252H53ZM53 253H52V254H53ZM57 253H56V254H57ZM92 253H93V252H92ZM7 254H8V256H9V253H7ZM56 254H55V255H56ZM67 254H64V256L67 255ZM85 254H84V255H85ZM55 255H54V256H55ZM74 255H75V254H74ZM82 255H83V253H82ZM82 255H81V256H82ZM45 256H46V255H45ZM47 256H48V255H47ZM49 256H48V258L46 257L47 259H44V260L47 261V260L49 259ZM67 256H68V255H67ZM86 256H88V255H85V257H86ZM9 257H12V258L10 259V258L7 257V259H9L10 261H12V259H14V254H13V256L10 255ZM57 257H58V256H57ZM79 257H80L79 255H76V256H75V260H73V259H74V256H72V258H73V259H72L73 262H75L76 264H81V263L78 262ZM83 257H84V256H82V259H83ZM89 257H91V256L89 255ZM51 258H53V257H51ZM51 258H50V259H51ZM55 258H56V257H54L53 259H55ZM60 258H61V257H59V259H60ZM53 259H52V262H53V263H55L56 261L59 260V259L56 260V259H57V258H56V259H55V262H54ZM64 259H65V258H63L62 260H64ZM76 259H77V260H76ZM82 259H81V260H82ZM91 259H94V257H91ZM91 259H90V263H92V264L95 263V262H93ZM9 260H8V261H9ZM70 260H71V259H70ZM70 260H69V262H70ZM72 260H71V262H72ZM81 260H80V261H81ZM84 260H85V259H84ZM96 260H97V259H96ZM48 261H49V260H48ZM65 261H66V259H65ZM94 261H95V259H94ZM12 262H13V261H12ZM52 262L49 261L50 264H52ZM61 262H62V261H61ZM71 262H70V263H71ZM73 262H72V263H73ZM81 262H83V261H81ZM49 263L47 262V264H49ZM58 263H59V262H57V264H58ZM66 263L68 264V261H66L65 264H66ZM55 264H56V263H55ZM59 264H61V263H59ZM62 264H64V262H63ZM249 264H250V263H249Z\"/></svg>",
  "mask_w": 264,
  "mask_h": 264
}]
</instances>
